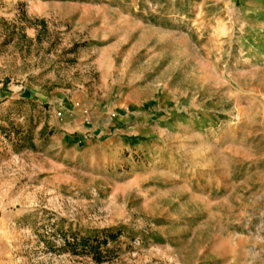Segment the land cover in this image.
Segmentation results:
<instances>
[{
    "label": "rangeland",
    "instance_id": "374dc122",
    "mask_svg": "<svg viewBox=\"0 0 264 264\" xmlns=\"http://www.w3.org/2000/svg\"><path fill=\"white\" fill-rule=\"evenodd\" d=\"M0 264H264V0H0Z\"/></svg>",
    "mask_w": 264,
    "mask_h": 264
}]
</instances>
